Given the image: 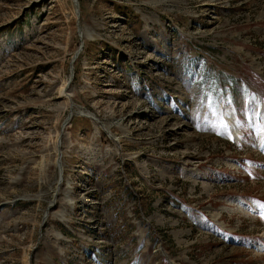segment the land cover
<instances>
[{
  "label": "rangeland",
  "instance_id": "rangeland-1",
  "mask_svg": "<svg viewBox=\"0 0 264 264\" xmlns=\"http://www.w3.org/2000/svg\"><path fill=\"white\" fill-rule=\"evenodd\" d=\"M0 264H264V0H0Z\"/></svg>",
  "mask_w": 264,
  "mask_h": 264
},
{
  "label": "trees",
  "instance_id": "trees-1",
  "mask_svg": "<svg viewBox=\"0 0 264 264\" xmlns=\"http://www.w3.org/2000/svg\"><path fill=\"white\" fill-rule=\"evenodd\" d=\"M227 84H228L229 86L235 85L234 82H233V79H228V80H227ZM231 88H234V90L236 91V89H235L236 87H231ZM215 90H217L216 87L213 89V91H215ZM212 93H213V92H212ZM244 95H247V91H244L243 96H244ZM206 96H208V97H209V96H212V97H213V96H214V93H213V95H211V93H210V94L207 93Z\"/></svg>",
  "mask_w": 264,
  "mask_h": 264
},
{
  "label": "bare ground",
  "instance_id": "bare-ground-1",
  "mask_svg": "<svg viewBox=\"0 0 264 264\" xmlns=\"http://www.w3.org/2000/svg\"><path fill=\"white\" fill-rule=\"evenodd\" d=\"M62 92H65V90H64V89L61 90V95H62ZM62 96H63V95H62ZM63 98L66 99V96H65V97L63 96Z\"/></svg>",
  "mask_w": 264,
  "mask_h": 264
}]
</instances>
